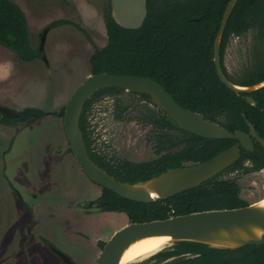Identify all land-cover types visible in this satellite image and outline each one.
I'll use <instances>...</instances> for the list:
<instances>
[{
	"label": "trees",
	"instance_id": "trees-1",
	"mask_svg": "<svg viewBox=\"0 0 264 264\" xmlns=\"http://www.w3.org/2000/svg\"><path fill=\"white\" fill-rule=\"evenodd\" d=\"M229 0H148V14L140 28L128 29L117 24L111 15L110 1L104 10L107 43L90 55L91 73L108 71L151 77L162 84L185 108L200 112L234 132L247 129L252 122L264 136V87L250 92L256 103L250 104L242 93H236L219 78L213 61L214 39ZM197 18V19H195ZM67 19L49 23L52 29ZM251 34V42L240 68L229 72L224 65L225 48L231 33ZM0 45L13 51L25 62L43 58L40 47L32 45L28 21L23 9L13 0H0ZM222 70L239 85H253L264 80V0H237L224 30L221 43ZM120 87L97 91L84 105L80 119L90 157L108 173L122 181L137 182L189 163H198L228 149L236 139L206 138L181 129L167 112L150 100L148 93L128 92L132 99L123 103ZM114 96L118 109L115 117L126 118L130 110L142 108L143 120L155 130L157 156L132 161L97 149L89 114L95 101ZM142 103V104H141ZM65 105L53 114L63 117ZM14 118L0 111V123L31 124L47 111L30 106ZM259 148V151H258ZM72 152L70 146L66 149ZM248 161V162H246ZM264 167V147L243 149L241 158L217 175L196 187L167 198L140 202L122 197L102 186L94 204L102 211H120L129 222L167 218L171 214L235 208L249 204L240 195L236 171L247 174ZM106 242H99L103 248ZM144 264H264V243L237 249L214 248L199 242L180 241L146 259ZM132 264V263H129Z\"/></svg>",
	"mask_w": 264,
	"mask_h": 264
},
{
	"label": "rangeland",
	"instance_id": "rangeland-1",
	"mask_svg": "<svg viewBox=\"0 0 264 264\" xmlns=\"http://www.w3.org/2000/svg\"><path fill=\"white\" fill-rule=\"evenodd\" d=\"M13 1L26 14L35 48L49 23H72L48 29L45 58L25 62L0 45V105L48 112L31 124L0 123V264H65L50 245L74 264H95L99 242L107 241L129 219L124 212L89 205L101 194V186L67 152L63 117L53 113L91 73L90 55L107 43L104 10L109 0ZM250 37L248 33L228 46L229 72L245 62ZM125 91L120 97L128 103L132 97ZM114 100L105 96L95 101L89 114L97 149L137 162L157 156L155 130L143 120L142 108L118 119ZM229 176L238 177L241 197L248 203L264 198V169Z\"/></svg>",
	"mask_w": 264,
	"mask_h": 264
},
{
	"label": "water",
	"instance_id": "water-1",
	"mask_svg": "<svg viewBox=\"0 0 264 264\" xmlns=\"http://www.w3.org/2000/svg\"><path fill=\"white\" fill-rule=\"evenodd\" d=\"M236 1L229 0L225 9L215 39L214 63L220 80L227 87L236 93H250L264 87V80L248 86L233 83L224 74L220 62L221 36ZM147 3L148 0H110L111 15L121 27L137 29L143 25L147 17ZM48 29L44 30L40 44L41 50ZM111 86L132 92L148 93L151 102L166 111L185 131L206 138L237 139L239 142L203 162L168 168L149 179L133 183L119 180L90 157L80 127V119L86 101L100 89ZM246 99L251 104L255 103L254 98L250 95H246ZM0 111L10 118L19 115L18 111L3 105H0ZM63 125L72 154L88 178L113 190L122 197L140 202L167 198L198 186L236 162L241 155L240 144L246 149H253L251 135L257 136L252 125L250 126L251 135L242 130L232 132L225 126L206 119L200 112L185 108L154 78L108 71L90 73L86 76L65 104ZM259 140L264 144V139L259 138ZM154 236H169V245L180 241H190L223 249H237L250 244H263L264 205L258 200L235 208L208 209L178 215L171 214L167 218L150 221H131L110 236L100 250L95 264L132 263H123V256L128 247L141 239ZM157 252L155 251L146 257ZM58 254L67 264H74L66 254L60 251Z\"/></svg>",
	"mask_w": 264,
	"mask_h": 264
},
{
	"label": "bare ground",
	"instance_id": "bare-ground-1",
	"mask_svg": "<svg viewBox=\"0 0 264 264\" xmlns=\"http://www.w3.org/2000/svg\"><path fill=\"white\" fill-rule=\"evenodd\" d=\"M264 205V198L259 200ZM169 236H154L141 239L131 244L125 251L123 263L133 262L136 259L150 255L155 251H160L169 245Z\"/></svg>",
	"mask_w": 264,
	"mask_h": 264
},
{
	"label": "flooded vegetation",
	"instance_id": "flooded-vegetation-1",
	"mask_svg": "<svg viewBox=\"0 0 264 264\" xmlns=\"http://www.w3.org/2000/svg\"><path fill=\"white\" fill-rule=\"evenodd\" d=\"M110 1V0H109ZM237 2V1H236ZM236 4V3H235ZM227 7V6H226ZM226 9V8H225ZM233 11V10H232ZM224 12H225V10H224ZM232 13V12H231ZM223 15H224V13H223ZM223 15H222V18H223ZM231 16V15H230ZM230 18V17H229ZM195 19H197V18H195ZM229 20V19H228ZM221 21H222V19H221ZM220 25H221V22H220ZM227 25V24H226ZM226 27V26H225ZM219 28H220V26H219ZM225 30V29H224ZM218 31H219V29H218ZM218 31H217V33H218ZM43 33H44V31H43ZM42 33V34H43ZM223 34H224V31H223V33H222V36H221V41H220V62H221V43H222V38H223ZM247 35V34H246ZM216 36H217V34H216ZM216 36H215V39H216ZM243 36H245V35H240V34H234L233 32L230 34V36H229V38H228V41H227V45H226V48H225V56H224V65H225V67L227 68L228 66H227V64H226V59H225V57H226V51H227V48H228V46L230 45V43L232 42V40H236V39H239V40H241L242 39V37ZM215 39H214V45H215ZM250 42H251V37H250ZM39 47H40V45H39ZM214 48V47H213ZM248 48H249V46L247 47V50H248ZM246 54H247V52H246ZM213 61H214V55H213ZM215 64V63H214ZM216 67V66H215ZM221 67H222V62H221ZM243 86H245V85H243ZM130 92V91H129ZM242 94H244L243 96L246 98V95H250L249 93H242ZM250 96H252V95H250ZM253 97V96H252ZM254 98V97H253ZM247 100V99H246ZM254 100H255V98H254ZM255 103H256V100H255ZM254 103V104H255ZM251 104V103H250ZM253 104V105H254ZM155 105V104H154ZM159 107V106H158ZM163 110V109H162ZM17 111V110H16ZM166 112V111H165ZM169 115V114H168ZM172 119V118H171ZM246 123H247V129H244V128H239V129H237V130H242V131H244V132H246V133H249L250 135H251V125L253 126V128H254V130H255V132L257 133V136H253V135H251V137H252V144H253V149H251V151L252 150H255L256 148H257V145L258 144H260L261 146H263L264 147V144L259 140V138H262V139H264V136L263 135H261L257 130H256V128H255V126H254V124L252 123V122H250L249 120H247L246 121ZM2 124V123H1ZM6 125H11V124H6ZM236 131V130H235ZM237 140V139H236ZM239 141L237 140V142L236 143H238ZM235 144V143H234ZM233 144V145H234ZM239 149H240V154L242 155V150L243 149H246L242 144H240L239 145ZM248 150H250V149H248ZM258 151H259V148H258ZM241 155H240V158H241ZM246 162H248V161H246ZM235 163V162H234ZM231 166V165H230ZM264 169V167L263 168H260L259 170H256V171H253V172H259V171H261V170H263ZM225 170V169H224ZM250 173H252V172H250ZM247 174H249V173H247ZM239 182V181H238ZM99 185V184H98ZM240 185V184H239ZM99 186H101V185H99ZM101 188H102V186H101ZM240 191H241V188H240ZM241 195V194H240ZM250 204V203H249ZM248 205V204H247ZM104 242H106V241H104ZM172 245V244H171ZM168 246H170V245H168ZM167 246V247H168ZM50 248L61 258V256L58 254V251H57V249L53 246V245H50ZM55 248V249H54ZM166 248V247H165ZM102 249V248H101ZM149 257H147L146 259H148ZM62 259V258H61ZM146 259H144V260H142V261H140V262H138V263H132V264H144L143 262L146 260ZM65 264H67L66 262H65Z\"/></svg>",
	"mask_w": 264,
	"mask_h": 264
},
{
	"label": "crops",
	"instance_id": "crops-1",
	"mask_svg": "<svg viewBox=\"0 0 264 264\" xmlns=\"http://www.w3.org/2000/svg\"><path fill=\"white\" fill-rule=\"evenodd\" d=\"M34 105V104H33ZM21 108H23V107H21ZM41 109V108H40ZM26 207V206H25ZM27 208V207H26Z\"/></svg>",
	"mask_w": 264,
	"mask_h": 264
}]
</instances>
